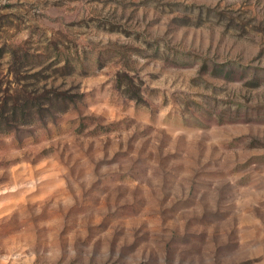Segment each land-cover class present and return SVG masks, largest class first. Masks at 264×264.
Wrapping results in <instances>:
<instances>
[{
  "label": "rangeland",
  "instance_id": "rangeland-1",
  "mask_svg": "<svg viewBox=\"0 0 264 264\" xmlns=\"http://www.w3.org/2000/svg\"><path fill=\"white\" fill-rule=\"evenodd\" d=\"M0 264H264V0H0Z\"/></svg>",
  "mask_w": 264,
  "mask_h": 264
}]
</instances>
